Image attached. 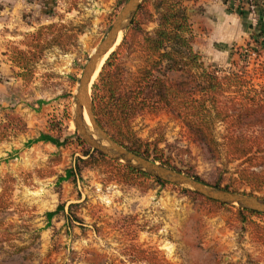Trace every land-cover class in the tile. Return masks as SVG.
<instances>
[{
    "label": "rangeland",
    "instance_id": "1",
    "mask_svg": "<svg viewBox=\"0 0 264 264\" xmlns=\"http://www.w3.org/2000/svg\"><path fill=\"white\" fill-rule=\"evenodd\" d=\"M125 4L126 1L121 3L120 0H53V6L49 10L44 9L43 14L53 17L54 20L49 23L64 25L61 44L50 43L57 32L44 30L41 40L36 37L38 29L49 23L36 26L30 32H22L16 39H12L5 48L16 66L13 75L17 74L18 79L6 94L11 104L4 111L0 109L3 114L0 118V142H18L16 138L25 132L22 124L25 119L15 110L20 100L25 106L45 104L50 107L47 130L61 138L69 137L67 153L74 157L82 155L84 148L77 142L78 137L83 135L76 124L75 95L84 67L122 13ZM189 7L192 10L188 12L196 31V47L207 62L224 67L231 65L234 58L231 53L240 45H245L250 39V33L264 27V0H255L252 6L250 4L245 7L247 9L243 14L246 17L242 20L236 15H230L231 19L220 20L218 17L222 14L217 8L198 7L193 3H189ZM151 11L155 13L153 7ZM25 17L28 23L33 20L30 14ZM142 19L143 27L148 31L158 26L156 14L152 18L144 14ZM228 27H231L230 32H227ZM125 32H122L119 42L104 56L102 66L109 54L122 42ZM37 43L50 45L39 50L35 47ZM123 56L125 67L136 72L142 64L141 59L134 51H126ZM254 57L239 63L251 72H258L254 74L255 82L263 83L264 56L259 60ZM99 73L90 86L91 99L92 86ZM39 112L42 114L43 111ZM16 115L21 117V121ZM132 126L137 138L157 145L160 154L171 165L200 176L209 186L220 185L221 188L228 187L227 190L237 193L259 198L264 196V188L254 190L240 180L238 171L242 167V160L226 154L221 158L213 157L202 143L188 137L184 124L173 114L144 113L134 119ZM221 130L223 132L224 127ZM62 151L59 150L57 155L41 167L29 166L20 173L0 174V255L4 256L5 263L70 264L69 260L79 263L82 256H85L94 264H178V259L179 264H264V244L253 238L254 234L258 235L262 231L257 225L264 226V216L249 215L248 221L243 222L238 216L237 207L240 206L237 204L217 210L210 209L200 197L183 190L186 187L171 183L163 186L150 181L147 182L148 186L145 184V191L123 185L118 188L113 186L117 182L103 180L107 177L104 173L101 178L108 185L99 188L93 185L91 190L94 196L86 197L73 207L74 212L83 218L89 236L77 242L65 241L64 235L67 234L62 231L58 233L56 229L51 240L46 238L50 241L46 246V239L40 233L45 228V212L31 199L34 191L42 193L45 188L44 183L36 178L54 171V164L62 160ZM97 168L103 172V168ZM22 185L27 189L26 194L19 192ZM55 189L61 192L62 186L57 184ZM20 196L27 200L24 201ZM214 221H224L227 227L238 231L240 251H237L239 255L236 259L229 258L235 254V250L225 254L217 253L215 245L218 244L208 239ZM140 235L143 239L141 242ZM162 236H165L164 244L170 247L167 249H171L170 262L164 263L162 253L157 249L148 250L151 251L148 255L153 259L150 262L138 255L135 247H142L140 243H158ZM78 251L82 253L79 255ZM174 257L178 259L173 260Z\"/></svg>",
    "mask_w": 264,
    "mask_h": 264
},
{
    "label": "trees",
    "instance_id": "2",
    "mask_svg": "<svg viewBox=\"0 0 264 264\" xmlns=\"http://www.w3.org/2000/svg\"><path fill=\"white\" fill-rule=\"evenodd\" d=\"M120 1L124 3L128 0ZM196 1L142 0L122 42L109 54L92 86V106L96 120L116 142L133 152L206 183L200 176L171 165L160 154L157 145L141 141L133 131V121L141 114L171 113L182 121L188 137L202 143L213 157L221 158L226 154L242 160V167L238 171L240 180L254 190L263 189L264 82H255L254 74L259 73L251 72L239 62L246 58L250 61L253 55L256 60L264 56V27L254 29L245 45H240L231 53L234 58L229 67L207 62L195 47L193 21L188 12L189 3ZM246 2L252 6L255 0L243 1L244 4ZM152 7L155 13L151 11ZM238 12L243 14L242 10ZM144 14L150 18L155 14L157 16L158 26L152 31L143 27ZM63 26L60 23L42 25L36 37L41 40L44 30L57 32L50 43L61 44ZM50 43H37L35 47L44 50ZM126 51H134L142 61L136 72L124 65L123 55ZM20 75L24 76L23 73ZM15 117L18 120L21 118L19 115ZM22 124L23 131H26V122ZM221 127H224L223 132ZM40 138L58 146L66 145L69 139L50 131L42 133ZM77 142L84 148L82 155H76L73 165L66 169L65 176L58 177V182H76L85 167H101L107 176L105 182L115 181L141 191L147 190L150 181L163 186L169 184L90 147L81 136ZM214 187L221 188L220 185ZM183 190L200 197L210 209L236 206L198 196L188 188ZM74 206L70 205V221L83 222L74 212ZM64 209V204H59L56 211L48 212L47 215L51 217ZM237 213L243 222L248 221L249 215L264 216V213L243 207H237ZM257 226L262 231L258 235L254 234L253 238L264 244V226ZM135 250L141 258L153 261L148 249L135 247Z\"/></svg>",
    "mask_w": 264,
    "mask_h": 264
},
{
    "label": "crops",
    "instance_id": "3",
    "mask_svg": "<svg viewBox=\"0 0 264 264\" xmlns=\"http://www.w3.org/2000/svg\"><path fill=\"white\" fill-rule=\"evenodd\" d=\"M243 1L244 0H198L196 2H191L190 4L193 3L198 7H208L209 9L217 8L218 11L222 14L218 17L220 20L225 18L231 19V17H229L230 15H236L239 19L242 20L246 17V14H240L238 11H244L245 9H247L245 7L250 6L247 2L244 4ZM243 5H245V7ZM52 6L53 0H0V109L2 111L7 109L11 104V100H9L6 94L10 92L12 88L11 85H14L15 80L18 79L16 78L18 76L17 74L13 75L16 66L9 56L8 49H6L5 47L12 41V39H16L17 36H20L22 32H30L31 30H34L36 26L52 22L51 20H54L53 17L45 16L43 14L44 9L49 10ZM189 9L192 10L191 7ZM229 9L232 12L228 11ZM27 14H30L31 17H33V20L29 23L26 20L27 17H25L27 16ZM242 15H244V17H242ZM230 31L231 27H228L227 32ZM194 34L196 47L195 27ZM225 51H227V49H225ZM48 108L50 107L45 104H42V106H40L39 104H35L34 106H25L20 100H18L15 110L25 119L27 130L16 138L18 142H0V174L16 171L20 173L22 170L29 168V166L30 168L35 166L41 167L45 165L47 161L51 160L52 157L57 155L59 150H63L61 152L62 160L57 161L56 164H54V171L51 174H46L42 178H36L44 183L45 188L42 190V193H37L34 191L31 202H34V204L38 208L42 207L44 209L43 211L45 212V228L40 232L42 238H49L51 240L54 232L56 231V229H58V233L62 231L63 233L67 234L64 235L65 241L70 240L77 242L79 241V239L84 240L85 237L87 238L90 233L87 234V232L85 231V224L83 222H79L76 220L70 221L68 215L70 205L75 203L79 204L80 202L85 200L86 197L91 195L94 196L93 194L95 193L91 190L93 185H96L97 188H99L100 186H104L107 183H104L102 181L101 176L103 172L101 171V173L100 169L97 167H85L81 171V174L78 176L76 182L72 180H64L62 182H58V177L65 176L66 169L73 165L75 157L74 155H70L69 153H67V149L69 148L68 145L58 146L49 140L40 138L42 133L49 132L47 130V126L50 117V110ZM54 108L56 109L55 106ZM39 111H43L42 114H40ZM1 116H3L2 113H0V118ZM85 181L87 183H84ZM57 184H60L62 186L61 192L56 189L54 190V186H56ZM113 186L118 188L122 187V185L120 186L118 183L113 184ZM26 190L27 189L24 185H22V188H19L20 194L21 192L23 194H26ZM19 198H22L24 201L27 200L26 197L20 196ZM59 204H64L65 209L61 210L58 213H55L51 217H48L47 213L56 211ZM212 224L213 230L212 233L209 234L208 239H212L214 244H218L215 245V248H217L216 252L225 254L235 250V254L231 255L229 258L233 257L234 259H236V256L239 255L237 251H240V243L238 242L239 233H237L238 231L227 227L224 221L223 223L214 221ZM246 236L248 238V235ZM49 239L45 240L46 246L50 242ZM164 239L165 236H162V239L158 243L150 241L146 244L140 243V245L142 246V248H146L148 250L157 249L160 253H162V256L164 258V260L162 259V261L164 263H168L172 258L171 249H167L170 247L167 244H164ZM139 240L140 242L143 240L141 235ZM147 240L149 241V239ZM70 248H67L66 250L70 251ZM77 253L80 255L82 251H78ZM175 259L178 258L174 257L173 260ZM4 260V256L0 255V264H10L9 261L5 263ZM178 260L179 264L180 259ZM69 262L70 264L78 263L76 260H69ZM78 264H94V262L90 261V259L88 258H85V256H82V259Z\"/></svg>",
    "mask_w": 264,
    "mask_h": 264
},
{
    "label": "water",
    "instance_id": "4",
    "mask_svg": "<svg viewBox=\"0 0 264 264\" xmlns=\"http://www.w3.org/2000/svg\"><path fill=\"white\" fill-rule=\"evenodd\" d=\"M141 2L142 0H128L126 2L122 13L113 23L108 34L102 40L96 51L91 55L88 63L83 69V74L75 95V119L80 132L94 149L101 151L115 160H119L142 169L153 177L160 178L163 181L176 186L189 188L209 199L220 201L222 203L237 204L240 207L264 213V199L262 198L254 195L237 193L225 188L209 186L192 176L168 168L117 143L96 120L92 106V99L91 110L93 118L90 116L88 117L91 122L90 125L93 126V129L86 121L83 104L86 100L88 86L95 74L96 67L101 62L103 57L110 51L112 43L116 41L122 32L128 29L139 9Z\"/></svg>",
    "mask_w": 264,
    "mask_h": 264
},
{
    "label": "bare ground",
    "instance_id": "5",
    "mask_svg": "<svg viewBox=\"0 0 264 264\" xmlns=\"http://www.w3.org/2000/svg\"><path fill=\"white\" fill-rule=\"evenodd\" d=\"M122 34V33H121ZM121 34L119 35V37L116 39V41H114L111 45V48L114 46V44L118 43L119 42V39L121 37ZM103 60H104V57L103 59L101 60V62L97 65L96 67V71H95V74L92 78V80H94V78L96 77V75L98 74V72L100 71L101 67H102V63H103ZM91 83L92 81L90 82L89 86H88V92H87V97H86V100L83 104V108H84V114L90 116L93 118V115H92V110H91V96H90V86H91ZM85 119H87V122L88 124L90 125L91 122L90 120L88 119V117H86ZM95 123V121H94ZM92 127V126H91Z\"/></svg>",
    "mask_w": 264,
    "mask_h": 264
}]
</instances>
